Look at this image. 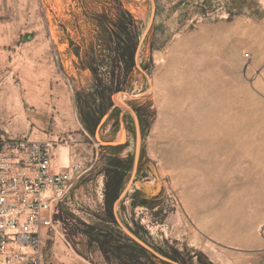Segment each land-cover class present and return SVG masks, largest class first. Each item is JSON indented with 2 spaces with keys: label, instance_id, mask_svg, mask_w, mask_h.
<instances>
[{
  "label": "rangeland",
  "instance_id": "rangeland-1",
  "mask_svg": "<svg viewBox=\"0 0 264 264\" xmlns=\"http://www.w3.org/2000/svg\"><path fill=\"white\" fill-rule=\"evenodd\" d=\"M0 50V141L88 171L44 264H264V0H0Z\"/></svg>",
  "mask_w": 264,
  "mask_h": 264
},
{
  "label": "built area",
  "instance_id": "built-area-1",
  "mask_svg": "<svg viewBox=\"0 0 264 264\" xmlns=\"http://www.w3.org/2000/svg\"><path fill=\"white\" fill-rule=\"evenodd\" d=\"M55 150V141H0V264H44L60 208L88 173L78 163L58 172Z\"/></svg>",
  "mask_w": 264,
  "mask_h": 264
},
{
  "label": "crops",
  "instance_id": "crops-1",
  "mask_svg": "<svg viewBox=\"0 0 264 264\" xmlns=\"http://www.w3.org/2000/svg\"><path fill=\"white\" fill-rule=\"evenodd\" d=\"M3 53L5 54V52L4 51H2V50H0V59H2V56H3ZM41 130H43L44 128H40ZM35 130V128H33V131ZM24 131V130H23ZM26 132V131H25ZM44 132H46L45 130H43V135H45V133ZM32 136H33V133H32ZM32 136L31 137H28V138H30V139H32V140H34L33 138H32Z\"/></svg>",
  "mask_w": 264,
  "mask_h": 264
},
{
  "label": "water",
  "instance_id": "water-1",
  "mask_svg": "<svg viewBox=\"0 0 264 264\" xmlns=\"http://www.w3.org/2000/svg\"><path fill=\"white\" fill-rule=\"evenodd\" d=\"M45 254L47 255V254H48V252L46 251V252H45Z\"/></svg>",
  "mask_w": 264,
  "mask_h": 264
}]
</instances>
